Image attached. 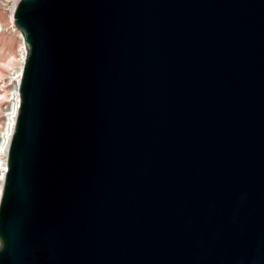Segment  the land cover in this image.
<instances>
[{"label":"water","instance_id":"obj_1","mask_svg":"<svg viewBox=\"0 0 264 264\" xmlns=\"http://www.w3.org/2000/svg\"><path fill=\"white\" fill-rule=\"evenodd\" d=\"M12 18L0 264H264V0H18Z\"/></svg>","mask_w":264,"mask_h":264},{"label":"rangeland","instance_id":"obj_2","mask_svg":"<svg viewBox=\"0 0 264 264\" xmlns=\"http://www.w3.org/2000/svg\"><path fill=\"white\" fill-rule=\"evenodd\" d=\"M12 1L0 0V139L12 104L22 41L21 33L11 20Z\"/></svg>","mask_w":264,"mask_h":264},{"label":"bare ground","instance_id":"obj_3","mask_svg":"<svg viewBox=\"0 0 264 264\" xmlns=\"http://www.w3.org/2000/svg\"><path fill=\"white\" fill-rule=\"evenodd\" d=\"M18 0H14L12 1V5H11V10H10V14H11V20H13L12 18V14H13V9L15 4L17 3ZM21 36V48H20V63H19V67L16 71V76H15V89L14 92L12 93V104L11 107L8 109V113H7V119H6V124L3 128L2 131V136L0 139V196H1V192H2V183H3V179L5 176V172H6V156H7V146L10 140V136L13 132V128H14V124H15V118H16V114H17V110H18V105H19V101H18V85H19V81H20V75H21V70H22V62L25 59V49H24V42H23V37Z\"/></svg>","mask_w":264,"mask_h":264},{"label":"built area","instance_id":"obj_4","mask_svg":"<svg viewBox=\"0 0 264 264\" xmlns=\"http://www.w3.org/2000/svg\"><path fill=\"white\" fill-rule=\"evenodd\" d=\"M23 63H24V60H23V62H22V66H23Z\"/></svg>","mask_w":264,"mask_h":264}]
</instances>
